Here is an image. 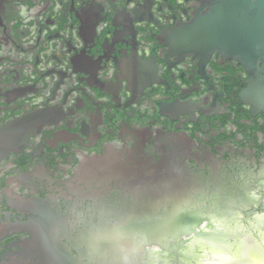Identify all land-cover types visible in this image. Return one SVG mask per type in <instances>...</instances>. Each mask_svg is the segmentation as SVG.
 <instances>
[{"label": "flooded vegetation", "instance_id": "1", "mask_svg": "<svg viewBox=\"0 0 264 264\" xmlns=\"http://www.w3.org/2000/svg\"><path fill=\"white\" fill-rule=\"evenodd\" d=\"M211 3L0 0V264H264V83L193 44Z\"/></svg>", "mask_w": 264, "mask_h": 264}, {"label": "water", "instance_id": "2", "mask_svg": "<svg viewBox=\"0 0 264 264\" xmlns=\"http://www.w3.org/2000/svg\"><path fill=\"white\" fill-rule=\"evenodd\" d=\"M197 28L194 45L237 61L260 74L264 83V0H212Z\"/></svg>", "mask_w": 264, "mask_h": 264}, {"label": "clouds", "instance_id": "3", "mask_svg": "<svg viewBox=\"0 0 264 264\" xmlns=\"http://www.w3.org/2000/svg\"><path fill=\"white\" fill-rule=\"evenodd\" d=\"M204 247H208V248H213L214 245L211 243V241L205 240V241H200V240H192L191 243L188 245V255H194L196 253L197 250H200ZM198 264H209L208 261L204 260V261H199ZM229 264H231V262H229Z\"/></svg>", "mask_w": 264, "mask_h": 264}, {"label": "rangeland", "instance_id": "4", "mask_svg": "<svg viewBox=\"0 0 264 264\" xmlns=\"http://www.w3.org/2000/svg\"><path fill=\"white\" fill-rule=\"evenodd\" d=\"M237 263V262H236ZM236 263H233V264H236ZM240 263V262H239ZM239 263H237V264H239ZM245 264V263H244Z\"/></svg>", "mask_w": 264, "mask_h": 264}]
</instances>
